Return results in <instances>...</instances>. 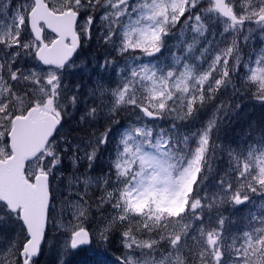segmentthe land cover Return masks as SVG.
I'll list each match as a JSON object with an SVG mask.
<instances>
[{
	"label": "snow or ice",
	"instance_id": "obj_1",
	"mask_svg": "<svg viewBox=\"0 0 264 264\" xmlns=\"http://www.w3.org/2000/svg\"><path fill=\"white\" fill-rule=\"evenodd\" d=\"M93 243L264 264V0H0V264Z\"/></svg>",
	"mask_w": 264,
	"mask_h": 264
},
{
	"label": "rangeland",
	"instance_id": "obj_2",
	"mask_svg": "<svg viewBox=\"0 0 264 264\" xmlns=\"http://www.w3.org/2000/svg\"><path fill=\"white\" fill-rule=\"evenodd\" d=\"M118 247V243H114L111 248H107L102 244L93 243L89 248L83 250L81 249V251L82 254L87 253L88 258L91 259L87 260L88 264H113L116 256L119 254L116 251V248ZM79 264L83 263L79 262Z\"/></svg>",
	"mask_w": 264,
	"mask_h": 264
},
{
	"label": "trees",
	"instance_id": "obj_3",
	"mask_svg": "<svg viewBox=\"0 0 264 264\" xmlns=\"http://www.w3.org/2000/svg\"><path fill=\"white\" fill-rule=\"evenodd\" d=\"M88 52L93 56L102 54V51H97L95 47H93L92 49H89ZM85 54H88V53H85ZM254 115L258 117L260 114L257 112V113H254ZM242 214L243 213L240 212V213H237L236 215L240 216ZM69 259H70V264H79V262L83 264H88L87 260H91L88 258L87 253L82 254L81 250H79L75 255L71 256Z\"/></svg>",
	"mask_w": 264,
	"mask_h": 264
},
{
	"label": "water",
	"instance_id": "obj_4",
	"mask_svg": "<svg viewBox=\"0 0 264 264\" xmlns=\"http://www.w3.org/2000/svg\"><path fill=\"white\" fill-rule=\"evenodd\" d=\"M89 246V245H88ZM85 247V246H84Z\"/></svg>",
	"mask_w": 264,
	"mask_h": 264
}]
</instances>
